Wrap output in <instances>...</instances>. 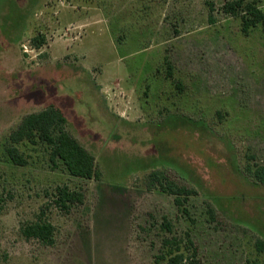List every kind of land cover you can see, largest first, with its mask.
Listing matches in <instances>:
<instances>
[{"label": "rangeland", "instance_id": "rangeland-1", "mask_svg": "<svg viewBox=\"0 0 264 264\" xmlns=\"http://www.w3.org/2000/svg\"><path fill=\"white\" fill-rule=\"evenodd\" d=\"M235 1L264 9L0 0V264H166L157 257L172 237L193 242L195 264H264V183L249 173L264 168V31L243 32L226 9ZM51 104L100 180L71 176L40 143L18 145L28 165L11 162L9 135ZM156 171L194 191L182 207L150 186ZM65 186L84 204L60 208ZM40 218L54 246L23 235Z\"/></svg>", "mask_w": 264, "mask_h": 264}, {"label": "trees", "instance_id": "trees-1", "mask_svg": "<svg viewBox=\"0 0 264 264\" xmlns=\"http://www.w3.org/2000/svg\"><path fill=\"white\" fill-rule=\"evenodd\" d=\"M227 12L234 16L242 14V30L248 34L252 28L260 27L264 31V9L255 3L235 1L226 6ZM38 45L44 43V37L35 39ZM170 66V65H169ZM68 119L64 112L55 104L48 108L25 116L18 127L9 135L6 145V153L15 166L28 165L26 155L19 149L21 143L42 144L48 148L51 163L61 161L71 176L100 180L101 172L96 166L95 158L80 142L67 130ZM252 177L264 183V168L259 167L255 171H249ZM151 187L158 185L165 193L175 196L176 204L183 206L185 196L194 191L171 181L165 173L156 171L150 174ZM85 195L73 191L69 187L57 189L56 204L63 210L69 211L76 204H84ZM167 230H171L170 223H164ZM27 239H36L46 246L56 244L55 226L46 219H38L25 226L22 230ZM182 241L178 238H165L162 242L161 254L158 261L166 264H195L196 255L193 242L186 240L185 248L180 246ZM258 251L264 253V242L257 243ZM192 250V254L189 253Z\"/></svg>", "mask_w": 264, "mask_h": 264}]
</instances>
